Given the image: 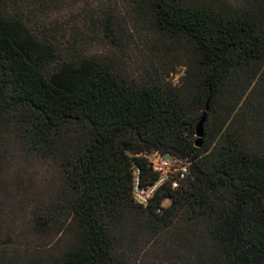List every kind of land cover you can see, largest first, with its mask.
Instances as JSON below:
<instances>
[{
	"label": "trees",
	"instance_id": "obj_1",
	"mask_svg": "<svg viewBox=\"0 0 264 264\" xmlns=\"http://www.w3.org/2000/svg\"><path fill=\"white\" fill-rule=\"evenodd\" d=\"M78 2L84 28L63 18ZM148 15L181 50L163 49L146 76L78 51L97 31L115 46L126 28L136 40ZM173 62L176 82L164 73ZM14 152L50 161L64 182L32 203L31 229L59 239L29 264H145L128 251L131 221L150 232L157 264H264V0H0L3 221ZM154 153L186 171L139 204L135 180L159 177ZM7 251L0 264H14Z\"/></svg>",
	"mask_w": 264,
	"mask_h": 264
},
{
	"label": "rangeland",
	"instance_id": "obj_2",
	"mask_svg": "<svg viewBox=\"0 0 264 264\" xmlns=\"http://www.w3.org/2000/svg\"><path fill=\"white\" fill-rule=\"evenodd\" d=\"M200 1L221 4L223 0ZM81 8L82 4L80 2L71 6L63 17L65 22L70 24H73L74 21L76 23L80 22L79 25L84 28L86 23L84 25L81 23V21L83 22L80 18ZM117 9L118 13H121V9L119 10V7ZM138 28L137 36L140 37L136 40L131 38L126 28L127 35L122 39L120 46L112 45L108 39L101 36V33L97 31L96 34L92 33L86 40H80L78 51L80 53L99 54L111 64L118 74L133 78L138 74L142 77L146 76L149 64L153 60H167L169 57L163 49H166V51L171 48L181 50L174 40L153 27L149 15L146 19L141 20ZM142 36L146 40V44L141 43ZM156 57L160 59H156ZM170 67H173L176 71L174 73L170 72ZM182 71L183 67L173 62L166 67L164 73L166 72L168 78L172 77V81L176 82ZM10 164L12 167L10 172L14 180L11 186L12 196L9 198L10 200H6L4 203L6 209L8 208L6 210L8 216L4 217V221L0 220V224H2L0 245L3 244V248L8 250L5 254L14 264L17 261L21 264H29L31 259L43 256V248L46 245H52L53 247L58 238L54 233L38 234L31 229L29 219L32 203L40 198L49 197L54 191L62 188L64 182L57 167L50 161L41 158L20 155L14 152ZM21 202L22 207H19L18 205ZM125 234L128 238V251L133 259L145 261V264H157L154 253L149 248L151 234L141 223L137 221L129 222Z\"/></svg>",
	"mask_w": 264,
	"mask_h": 264
},
{
	"label": "built area",
	"instance_id": "obj_3",
	"mask_svg": "<svg viewBox=\"0 0 264 264\" xmlns=\"http://www.w3.org/2000/svg\"><path fill=\"white\" fill-rule=\"evenodd\" d=\"M149 160L151 161L153 168L159 172V177L155 182L145 187H140L137 180H135L132 188V197L139 204L147 203L157 186L167 180L171 174H179V176L182 177L186 171L185 165L168 156L154 153L149 156ZM172 185H176V180H172Z\"/></svg>",
	"mask_w": 264,
	"mask_h": 264
},
{
	"label": "water",
	"instance_id": "obj_4",
	"mask_svg": "<svg viewBox=\"0 0 264 264\" xmlns=\"http://www.w3.org/2000/svg\"><path fill=\"white\" fill-rule=\"evenodd\" d=\"M204 118H205V114L202 115L201 119L199 120L198 124L196 125V136H197V138L194 142L195 146H200L202 143Z\"/></svg>",
	"mask_w": 264,
	"mask_h": 264
}]
</instances>
